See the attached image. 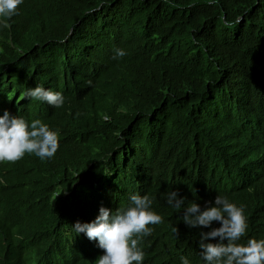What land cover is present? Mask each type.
Listing matches in <instances>:
<instances>
[{
  "label": "trees",
  "instance_id": "trees-1",
  "mask_svg": "<svg viewBox=\"0 0 264 264\" xmlns=\"http://www.w3.org/2000/svg\"><path fill=\"white\" fill-rule=\"evenodd\" d=\"M88 1L24 0L0 20V83L16 92L19 110L42 103L25 96L37 85L64 96L62 107L43 102L26 116L59 133L55 156L0 167V264H64L74 221L108 191L148 193L162 216L142 240L146 264H206L198 242L210 229L189 228L182 215L216 195L244 207L241 243L264 239V0H93L107 17L102 37L76 49L58 42L63 16ZM117 49L127 55L114 59ZM92 62L98 84L84 91L77 73ZM173 131L191 138L192 158L185 149L180 164L154 156L124 179L115 154L149 157L153 148L141 143ZM172 190L185 197L180 210L167 203Z\"/></svg>",
  "mask_w": 264,
  "mask_h": 264
},
{
  "label": "clouds",
  "instance_id": "clouds-1",
  "mask_svg": "<svg viewBox=\"0 0 264 264\" xmlns=\"http://www.w3.org/2000/svg\"><path fill=\"white\" fill-rule=\"evenodd\" d=\"M23 1L0 0V20H10L17 14ZM217 2L218 0H209L212 4ZM93 3V0H90L79 4L70 15L67 13L63 16L64 31L58 42L76 49L91 45L102 37L107 24L106 13H98V10L103 9L102 2L98 5ZM3 26L7 28L10 24L5 22ZM125 55V50L117 49L113 58L119 59ZM94 57L96 60L101 58L98 50L94 52ZM97 68L96 64L90 65L87 71L77 73L84 91L98 84ZM25 96L45 102L50 107L59 108L64 104L62 93L47 86L37 85L29 88ZM18 101L16 92L0 83V106L5 104L0 109V167L6 163L18 162L26 154H34L42 161L51 159L60 146L57 131L50 129L40 118H26L34 111H42V103L34 111L21 112ZM137 140V137L131 138V141ZM147 140L143 141L141 146L147 143L153 148V154L149 157H138L139 149H135L136 155L128 159L119 155L121 152L130 155L129 148L113 156L115 162H120L124 179L132 178L134 181L138 165L152 160L154 156H173L180 164L178 153L185 149L192 158V140L190 137L187 139L183 133L173 131L164 137L158 136L157 145L154 138ZM82 183L77 182L73 189L77 190ZM148 195L134 190L123 202L118 203L120 195L108 191L87 219L74 221L73 236L66 248L64 264H146V248L142 240L152 234L151 225L163 222L162 216L151 209L153 199ZM184 202L185 197L180 196L178 190L167 194V203L176 210H180ZM205 204L203 209L196 202L184 208L182 221L189 228L210 229L201 231L198 242L200 255L206 264H264V239L249 238L246 243L240 242L248 230L244 207L237 206L221 195H216L213 203ZM214 221L219 222L220 226L212 227ZM173 232L178 235L179 229L175 227ZM212 240L216 242H210ZM181 261L182 264H189L185 257H181Z\"/></svg>",
  "mask_w": 264,
  "mask_h": 264
},
{
  "label": "bare ground",
  "instance_id": "bare-ground-1",
  "mask_svg": "<svg viewBox=\"0 0 264 264\" xmlns=\"http://www.w3.org/2000/svg\"><path fill=\"white\" fill-rule=\"evenodd\" d=\"M126 8V7H125ZM94 61V60H93ZM95 65V62H92V64H91V66H94ZM112 77V76H111ZM26 159V158H25ZM37 159V158H36ZM50 161V160H49ZM28 162H29V160H28ZM51 162V161H50ZM42 166V165H41ZM40 170V169H39ZM49 170V169H48ZM193 170V169H192ZM150 187V186H149ZM130 194V192H128V193H125V194H122L120 197H119V200L118 201H120L121 200V198H127V196Z\"/></svg>",
  "mask_w": 264,
  "mask_h": 264
}]
</instances>
